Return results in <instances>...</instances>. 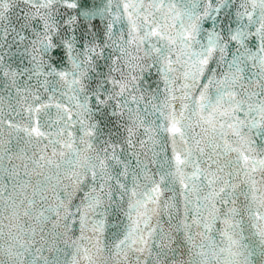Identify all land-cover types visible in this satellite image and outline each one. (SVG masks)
I'll use <instances>...</instances> for the list:
<instances>
[{
    "label": "snow or ice",
    "instance_id": "6c2138e0",
    "mask_svg": "<svg viewBox=\"0 0 264 264\" xmlns=\"http://www.w3.org/2000/svg\"><path fill=\"white\" fill-rule=\"evenodd\" d=\"M0 264H264V0H0Z\"/></svg>",
    "mask_w": 264,
    "mask_h": 264
}]
</instances>
